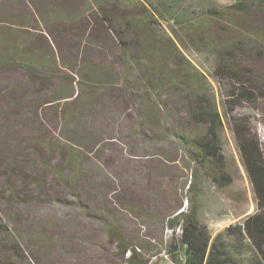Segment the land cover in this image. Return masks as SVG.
I'll list each match as a JSON object with an SVG mask.
<instances>
[{
  "label": "rangeland",
  "instance_id": "374dc122",
  "mask_svg": "<svg viewBox=\"0 0 264 264\" xmlns=\"http://www.w3.org/2000/svg\"><path fill=\"white\" fill-rule=\"evenodd\" d=\"M122 4L0 0V39L21 25V68L0 62V218L7 227L0 232V264H127L128 247L148 264H174L169 247L179 229L170 228L168 219L191 203L212 236L255 209L207 58L177 45L176 58L182 52L204 72L214 93L209 102L224 118V154L233 179L228 187L218 189L199 176L180 143L165 135L175 125L173 118L162 121V112L183 117V91L163 87L158 97L147 95L162 101L152 103L160 113L149 121L138 115L146 102L127 101L123 66L134 64L138 53L121 17L139 18L145 9ZM248 23L255 41L242 64L264 81V26ZM156 33L164 36L165 30ZM235 115L248 119L264 142V98ZM71 158L77 159L76 176ZM11 243L18 244V259Z\"/></svg>",
  "mask_w": 264,
  "mask_h": 264
},
{
  "label": "trees",
  "instance_id": "16d2710c",
  "mask_svg": "<svg viewBox=\"0 0 264 264\" xmlns=\"http://www.w3.org/2000/svg\"><path fill=\"white\" fill-rule=\"evenodd\" d=\"M118 3H138L145 9L139 18L134 15L121 17V20L125 18V30L134 34V48L138 53L134 64H122L124 77L128 79L122 83L127 101L133 100L139 105L146 102L147 106L138 115H143L142 121H149L154 112L160 113L152 103L162 104L161 99L156 100L152 96L158 97L163 87L168 93L177 88L183 91L181 98L186 101L185 115H176L171 109L162 112V121L173 118L177 123H173L175 126L169 127L165 135L180 143L199 168V176L208 179L218 189L228 187L233 179L227 170L224 154V118L215 101L209 102L214 93L205 84L204 72L192 65L184 53L181 52L177 58L175 53H179L180 48L185 52L193 49L207 58L210 61L208 76L217 84L223 116L252 188L254 211L214 236L199 221L195 202L186 212L168 219L170 228L179 229V235L172 237L177 243L169 247L172 262L264 264V142L248 119L235 115L237 108L254 106L264 98V81H260L251 67L242 64L244 52L255 41L249 33L248 22L260 21L264 26V0H232L226 6L214 3V0H118ZM158 27L165 30L164 36L156 33ZM213 27H216V32ZM7 31L10 34L0 39V62L10 60L21 68V25L9 27ZM120 35L122 33L118 32L117 37ZM186 37H189L188 43L184 39ZM121 44L124 46V42ZM169 61L173 64L169 65ZM170 70L173 77H170ZM137 90L139 95H135ZM147 95L152 96L147 98ZM170 98L169 102L173 103ZM76 161L75 158L68 161L72 164V176L78 175ZM189 188H194L192 182ZM6 231L7 227L0 218V232ZM18 248V244L11 243L10 249L17 259L21 255ZM127 251V264H148V259L137 258L135 248L128 247Z\"/></svg>",
  "mask_w": 264,
  "mask_h": 264
}]
</instances>
